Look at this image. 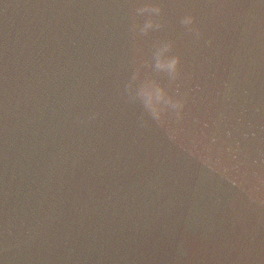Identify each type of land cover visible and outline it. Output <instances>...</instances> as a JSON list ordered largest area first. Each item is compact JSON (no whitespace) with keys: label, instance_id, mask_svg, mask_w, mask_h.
<instances>
[{"label":"water","instance_id":"obj_1","mask_svg":"<svg viewBox=\"0 0 264 264\" xmlns=\"http://www.w3.org/2000/svg\"><path fill=\"white\" fill-rule=\"evenodd\" d=\"M143 2L0 0V264H264V0H150L134 41ZM158 40L187 103L142 127L123 86Z\"/></svg>","mask_w":264,"mask_h":264},{"label":"clouds","instance_id":"obj_2","mask_svg":"<svg viewBox=\"0 0 264 264\" xmlns=\"http://www.w3.org/2000/svg\"><path fill=\"white\" fill-rule=\"evenodd\" d=\"M162 12V7L150 0L139 4L133 3L130 25L133 40L149 37L152 32L161 30L164 27ZM180 24L187 32L194 33L197 38L200 37L201 32L196 26L194 16L185 15ZM174 44L172 40L154 42L150 59L139 60L135 71L123 86L122 95L126 96L129 103L138 104L147 117L145 119V116H141L142 127H148L149 121L163 127L169 115L174 116L177 121L183 118V110L187 103L186 94H181L178 88L175 94L171 91L182 73L181 57L174 54ZM160 77H166L167 84L163 83ZM261 185L264 186V180L261 181ZM248 197L251 203L264 209V187L249 192Z\"/></svg>","mask_w":264,"mask_h":264}]
</instances>
